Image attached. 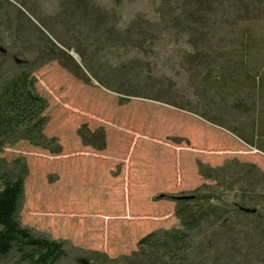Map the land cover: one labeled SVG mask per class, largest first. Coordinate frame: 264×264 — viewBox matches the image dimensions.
Masks as SVG:
<instances>
[{
  "label": "rangeland",
  "instance_id": "1",
  "mask_svg": "<svg viewBox=\"0 0 264 264\" xmlns=\"http://www.w3.org/2000/svg\"><path fill=\"white\" fill-rule=\"evenodd\" d=\"M222 1L208 29L190 31L196 21L171 0H0L5 72L17 60L38 67L51 47L62 58L34 73L49 102L45 134L62 152L21 141L1 157L27 162L21 224L66 241L63 264H110L149 234L180 229L176 199L204 185L221 209L255 201L261 231L251 228L263 234L264 0ZM82 6L102 14L101 27ZM204 32L209 44H190ZM82 129L103 131L106 148L85 146ZM199 162L228 171L205 179Z\"/></svg>",
  "mask_w": 264,
  "mask_h": 264
},
{
  "label": "trees",
  "instance_id": "2",
  "mask_svg": "<svg viewBox=\"0 0 264 264\" xmlns=\"http://www.w3.org/2000/svg\"><path fill=\"white\" fill-rule=\"evenodd\" d=\"M171 1L181 8V16L187 22L196 21L195 27H191L190 31L199 25L208 29L205 24L210 21L212 8L216 4L224 5L222 0ZM246 7L249 8L243 2L233 3L235 10L249 12ZM77 11L82 17L86 13V19L83 17L86 24L93 26L103 22L101 13L94 12L95 15L92 10L88 12L85 6ZM229 25L230 23H223L222 27L228 28ZM190 33L195 35L194 32ZM212 37L204 32L189 42L191 45H207ZM52 48L42 52L40 56L44 62L41 64L62 60L53 55ZM17 61L12 65L13 70L8 73L5 72V65L0 66V264H63L69 258L66 241L48 239L21 224L20 213L25 200V183L29 176L27 162L23 158L8 161L1 157L6 148L21 141L53 154L62 152L59 141L45 134L49 122L45 113L49 102L37 92L34 80V73L41 64L34 67L31 63ZM253 81L256 82L255 79ZM82 130L80 138L85 146L98 151L106 148L103 131L92 133L87 129V132ZM93 136L97 139H91ZM198 170L203 178L217 181L228 171L226 167L211 168L201 162L198 163ZM247 172L249 175L245 180L250 184V176L254 172L252 169ZM215 191L212 185H204L193 195L178 197L175 216L180 222V229L151 233L140 240L136 252L108 259L110 264H252L257 259L264 261V232L260 235L251 228L253 225V228L261 231V221L255 215L257 208L252 206L256 205L255 201L244 198L233 202L232 209L224 204L221 209L217 203L211 202L216 201ZM192 250L201 254L198 257L202 256V259L198 260ZM81 261L90 264L87 258Z\"/></svg>",
  "mask_w": 264,
  "mask_h": 264
},
{
  "label": "water",
  "instance_id": "3",
  "mask_svg": "<svg viewBox=\"0 0 264 264\" xmlns=\"http://www.w3.org/2000/svg\"><path fill=\"white\" fill-rule=\"evenodd\" d=\"M0 51L4 52L2 49H0ZM72 55V54H71ZM82 264H89L88 262L86 261H83Z\"/></svg>",
  "mask_w": 264,
  "mask_h": 264
}]
</instances>
